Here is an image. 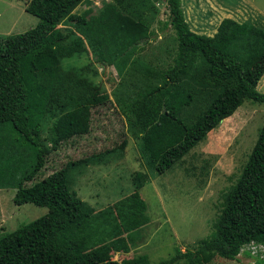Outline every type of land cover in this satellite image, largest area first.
I'll return each mask as SVG.
<instances>
[{"label":"trees","instance_id":"trees-1","mask_svg":"<svg viewBox=\"0 0 264 264\" xmlns=\"http://www.w3.org/2000/svg\"><path fill=\"white\" fill-rule=\"evenodd\" d=\"M85 0H29L25 11L39 19L22 33L6 36L0 46V186L14 187L13 203H31L47 212L28 224L0 235V264H151L146 254L123 259L137 231L149 221L147 204L138 190L84 216V203L70 189L68 168L41 175L47 156L61 143L90 131L92 110L109 102L100 86L83 83L86 93L60 92L58 63L84 50V33L96 32V45L107 53L123 81L116 99L129 133L137 140L146 166L162 174L245 101L264 103L257 84L264 74V25L224 18L212 35L191 30L181 0H112L94 25L88 10L75 9ZM156 2L166 4L177 49L166 68H150L137 55L155 36ZM104 18L108 23L100 24ZM68 19L79 35L59 25ZM100 28V29H98ZM100 41V42H99ZM196 77L214 94L194 116L182 115L194 101ZM139 73L137 82L129 77ZM126 85V90H125ZM53 117L50 146L42 139V121ZM74 164L73 162L70 163ZM43 173V172H42ZM213 230L185 252L159 264H208L216 256L238 259L241 252L264 264V123L235 183L223 194Z\"/></svg>","mask_w":264,"mask_h":264},{"label":"rangeland","instance_id":"rangeland-1","mask_svg":"<svg viewBox=\"0 0 264 264\" xmlns=\"http://www.w3.org/2000/svg\"><path fill=\"white\" fill-rule=\"evenodd\" d=\"M28 1L0 0V46L6 36L25 32L38 23L37 17L25 11ZM112 5V0H85L75 12L88 10V18L97 27L102 11ZM181 5L191 30L199 34L212 36L224 18L264 25V0H181ZM156 9L157 18L152 23L155 36L137 57L141 65L166 68L173 62L177 41L170 26L161 30L157 23L158 20L168 21L166 4L156 2ZM107 21L104 18L100 24H107ZM59 27L64 32H73L72 38L79 35L76 24L68 19ZM82 38L83 51L59 60L57 88L61 93L70 91L78 95L88 91L83 83L96 84L110 101L92 110L88 134L73 137L51 151L45 172L42 169L33 182L55 168H68L69 187L83 201L84 216L138 190L147 204L149 221L135 234L131 250L115 253L112 258L121 262L146 254L151 264H159L175 255L176 249L185 252L210 236L220 212L222 196L235 183L264 123V103L245 101L196 143L184 155L182 163H176L165 173L156 174L146 166L137 140L129 133L126 120L119 112L116 99L122 95L123 85L119 83L123 79L110 65L105 49L96 45L98 33H84ZM134 75L128 82H137L139 73ZM183 83L192 86L195 96L191 106L182 112L183 116L190 118L205 106L215 90L196 77L194 70L183 79ZM257 90L264 92V74ZM52 122L51 115L42 121V139L48 146L54 137ZM15 191L11 186H0V235L12 232L47 212L46 207L31 203L15 205ZM261 257L264 258V254ZM179 262L183 264L182 260ZM254 262L253 257L241 252L238 259L216 256L208 264Z\"/></svg>","mask_w":264,"mask_h":264},{"label":"built area","instance_id":"built-area-1","mask_svg":"<svg viewBox=\"0 0 264 264\" xmlns=\"http://www.w3.org/2000/svg\"><path fill=\"white\" fill-rule=\"evenodd\" d=\"M258 248L264 249V246H260V247L252 246V247H251L252 252H253V253L256 252V250H257Z\"/></svg>","mask_w":264,"mask_h":264}]
</instances>
